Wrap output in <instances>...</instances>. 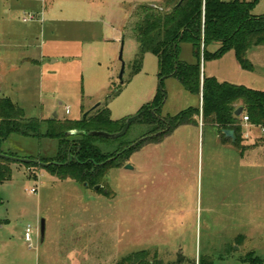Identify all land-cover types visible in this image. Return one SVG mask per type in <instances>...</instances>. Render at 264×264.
Masks as SVG:
<instances>
[{"label":"rangeland","instance_id":"1","mask_svg":"<svg viewBox=\"0 0 264 264\" xmlns=\"http://www.w3.org/2000/svg\"><path fill=\"white\" fill-rule=\"evenodd\" d=\"M158 1L0 0V98L10 99L25 118L79 120L97 103H107L113 121L136 116L154 98L159 80L157 59L149 53L129 80L138 52L130 16L136 6ZM29 14L37 21L23 23ZM251 14L264 16V0ZM121 47L123 85L117 78ZM207 52L205 76L264 91V44L248 51L250 68L216 43ZM26 55L41 60L38 67L22 64ZM179 59L194 61L189 44L180 45ZM163 90L161 118L200 107L174 78L164 80ZM198 123L110 168L99 185L104 192L40 167L11 164V178L0 186V264H119L142 251L156 264H264L263 133L245 129L241 119L249 133L242 144L255 145L241 152L223 144L214 127ZM150 129L132 123L122 139L95 143L111 154L120 142L147 141ZM4 149L18 159L52 158L57 143L11 136ZM28 225L31 244L24 240Z\"/></svg>","mask_w":264,"mask_h":264},{"label":"trees","instance_id":"2","mask_svg":"<svg viewBox=\"0 0 264 264\" xmlns=\"http://www.w3.org/2000/svg\"><path fill=\"white\" fill-rule=\"evenodd\" d=\"M258 1L159 0L134 8L130 16L134 20L130 30L138 52L129 80L141 71L147 53L156 57L158 67L159 86L156 94L139 109L134 122L151 127L149 133L153 136L147 141L144 139L135 146L132 145L134 142H120L114 153L105 154L106 150L99 148L95 141L100 140L104 145V142L118 141L124 136L112 139L94 133L114 135L121 131L125 123L111 119L107 103H99L85 119H37L25 118L22 109L10 99L0 98V155L20 158L15 152L4 149V143L11 136L54 140L57 143L54 157H25L48 166L41 167L30 162L24 164L25 167H40L59 180L69 179L84 187L94 188L100 185L110 168H119L144 145L161 142L181 126H198L199 120L203 127H214L223 144L229 143L241 152L254 147L242 144L241 119L246 115L253 127L264 130V91L220 83L213 77L205 76L201 64L209 57L208 46L216 43L220 49H232L243 68L251 67L247 60L248 51L264 44V16L251 14ZM181 44L191 46L192 63L180 61ZM167 78H174L187 93L201 98L200 107H189L175 116L161 118L166 98L163 82ZM117 92L116 88L113 89L107 95L106 102ZM238 108L243 110L240 117L235 116ZM224 131L232 132L234 140L227 138ZM260 140L264 144V133ZM13 163L0 157V186L10 180V166ZM101 189L97 191L104 192ZM145 255L144 251L130 254L119 264H156L147 261ZM249 264H258V261H250Z\"/></svg>","mask_w":264,"mask_h":264},{"label":"water","instance_id":"3","mask_svg":"<svg viewBox=\"0 0 264 264\" xmlns=\"http://www.w3.org/2000/svg\"><path fill=\"white\" fill-rule=\"evenodd\" d=\"M118 61L120 62V70H119V73H118L117 78H118L120 84L122 85L123 82H124L123 81V75H124V72H125V63L122 60V47H121L120 53L118 55ZM98 105H99V103L95 104L88 112H86L83 115L82 119H85L87 117V115L91 111H93L95 108L98 107ZM242 114H243L242 108H238L236 110V112H235V116L236 117H240ZM56 118H57V116H56V114H54L53 117H52V119H56ZM136 119H137V116L128 118L125 121V123H124L121 131L118 132L117 134L109 135V134H106V133H94V135L101 136V137H104V138H112V139L113 138H120V137H122V136H124L126 134V132L129 129L130 125L132 123H134L136 121ZM223 133H224V135L227 138H230L231 140H234V136H233V133L232 132H230V131H224ZM0 157L6 158V159H9V160H11L13 162L21 163V164H28V163L32 162L34 164L40 165L41 167H46V166L49 165V164H42V163H40L38 161H31V160H26V159L11 158V157H7V156H4V155H0ZM68 162H69V158H68L67 163ZM126 169H131V167L130 166H126ZM99 188H100L99 186H96V187H94V190L97 191ZM39 232H40V236H41V239H42L43 238V235H44V222L43 221H41V223H40V230H39Z\"/></svg>","mask_w":264,"mask_h":264},{"label":"built area","instance_id":"4","mask_svg":"<svg viewBox=\"0 0 264 264\" xmlns=\"http://www.w3.org/2000/svg\"><path fill=\"white\" fill-rule=\"evenodd\" d=\"M35 20H37V17H36V15H33V14H29V15L25 16L24 18H22L23 23H29V22H32ZM242 123H243L245 129H250L251 127H253L249 123V119L246 115L242 116ZM261 132L264 133V130L261 129ZM243 137H244V139L248 140L249 139V133L248 132L243 133ZM30 193L35 194L36 191L32 189V190H30ZM32 233H33L32 228L29 225L26 226V228L24 229V240L26 242H28L29 244H31Z\"/></svg>","mask_w":264,"mask_h":264},{"label":"crops","instance_id":"5","mask_svg":"<svg viewBox=\"0 0 264 264\" xmlns=\"http://www.w3.org/2000/svg\"><path fill=\"white\" fill-rule=\"evenodd\" d=\"M7 13V11H5ZM42 16V19H40V23H43V11L40 13ZM37 21V20H35ZM28 57H23V59H21L22 64L25 63L26 65L32 66L34 68L38 67V65L40 64L41 60L36 59V56L33 55H26ZM39 57H42V52L40 53ZM201 104V99H199V105ZM43 119V118H41Z\"/></svg>","mask_w":264,"mask_h":264}]
</instances>
